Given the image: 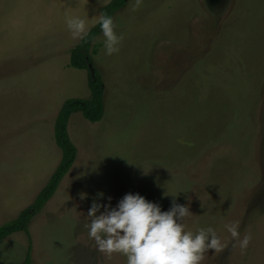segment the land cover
<instances>
[{"label": "rangeland", "instance_id": "374dc122", "mask_svg": "<svg viewBox=\"0 0 264 264\" xmlns=\"http://www.w3.org/2000/svg\"><path fill=\"white\" fill-rule=\"evenodd\" d=\"M111 1L0 0V229L55 173L62 106L91 97L66 17L90 31ZM113 21L119 51L104 54L102 33L90 50L103 118L71 116L75 162L28 232L0 241V264H126L97 252L83 223L94 199L129 192L165 211L175 196L187 230L214 228L227 247L201 264H264V0H129ZM232 221L247 248L232 246Z\"/></svg>", "mask_w": 264, "mask_h": 264}, {"label": "clouds", "instance_id": "9594fccd", "mask_svg": "<svg viewBox=\"0 0 264 264\" xmlns=\"http://www.w3.org/2000/svg\"><path fill=\"white\" fill-rule=\"evenodd\" d=\"M66 25L74 39H82L89 32L86 20L80 16H67ZM99 25L104 54L117 53L124 37L115 31L113 18L101 14ZM86 195L81 193V199ZM97 195L103 197L104 193ZM111 199L107 197V203L94 199L84 218L83 227L97 252L109 256L119 253L126 258V264H201L208 250L217 253L227 247L211 226L195 232L187 230L184 220L191 212L187 205L176 203L175 196L166 211L158 202L139 193H126L115 205ZM224 227L233 247L247 248L252 237L249 233L241 235L239 221L226 223Z\"/></svg>", "mask_w": 264, "mask_h": 264}, {"label": "trees", "instance_id": "16d2710c", "mask_svg": "<svg viewBox=\"0 0 264 264\" xmlns=\"http://www.w3.org/2000/svg\"><path fill=\"white\" fill-rule=\"evenodd\" d=\"M129 0H113L101 10V14L113 18L117 10L122 9ZM100 25L92 28L80 44L70 53V66L75 69H91L88 85L91 97L86 100L76 99L66 102L60 109L54 125V137L57 146L62 151V159L49 180L46 187L38 194L33 204L24 209L19 216L9 225L0 229V241L17 232H28V227L37 212L42 210L46 203L57 191L64 176L68 173L75 162L77 149L71 141L68 133V123L71 116L81 113L90 122H99L104 113V82L100 74L92 69L93 60L90 54L93 42L100 35ZM30 259L27 258V263Z\"/></svg>", "mask_w": 264, "mask_h": 264}, {"label": "crops", "instance_id": "0c3cea01", "mask_svg": "<svg viewBox=\"0 0 264 264\" xmlns=\"http://www.w3.org/2000/svg\"><path fill=\"white\" fill-rule=\"evenodd\" d=\"M214 1H215V0H214ZM103 8H104V7H103ZM103 8H102V9H103ZM102 9H101V10H102ZM120 10H121V9H120ZM117 11H119V10H117ZM115 13H116V12H115ZM104 91H105V86H104ZM103 96H104V95H103ZM103 102H104V100H103Z\"/></svg>", "mask_w": 264, "mask_h": 264}]
</instances>
